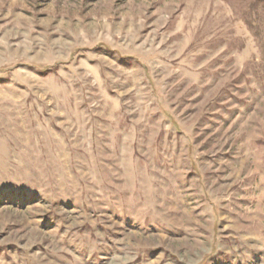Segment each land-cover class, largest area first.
<instances>
[{
  "label": "rangeland",
  "instance_id": "1",
  "mask_svg": "<svg viewBox=\"0 0 264 264\" xmlns=\"http://www.w3.org/2000/svg\"><path fill=\"white\" fill-rule=\"evenodd\" d=\"M264 0H0V264H264Z\"/></svg>",
  "mask_w": 264,
  "mask_h": 264
},
{
  "label": "trees",
  "instance_id": "2",
  "mask_svg": "<svg viewBox=\"0 0 264 264\" xmlns=\"http://www.w3.org/2000/svg\"><path fill=\"white\" fill-rule=\"evenodd\" d=\"M264 145V144H263Z\"/></svg>",
  "mask_w": 264,
  "mask_h": 264
}]
</instances>
